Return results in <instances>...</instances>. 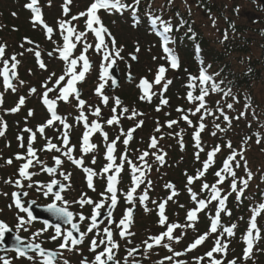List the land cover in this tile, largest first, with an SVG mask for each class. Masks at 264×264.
I'll return each mask as SVG.
<instances>
[{
  "label": "snow or ice",
  "instance_id": "6c2138e0",
  "mask_svg": "<svg viewBox=\"0 0 264 264\" xmlns=\"http://www.w3.org/2000/svg\"><path fill=\"white\" fill-rule=\"evenodd\" d=\"M72 3V0H64L63 5V14L68 16L69 7ZM39 5V0H30L28 4L25 5L33 13V25L39 24L46 31V35L49 40L52 39L54 29L49 26L44 18L43 12ZM141 0H131V2H125V0H93L90 6L86 11L80 12L77 15L71 16L69 20L61 19L58 21L59 34L63 38V45L57 46L54 51L59 52V58L65 62L64 73L58 77L54 82L53 87H49V83L52 82V77L56 76L55 72L50 73L48 80L42 84L44 91L41 94L42 103L46 106L49 113V117L40 125L37 126L34 131L32 128L25 127L22 131L29 133L28 143L25 145L24 136L20 135L17 137L20 142V147L25 148L24 154H17L16 160L24 161L18 169V178L15 181L9 179L6 183H14L15 186L19 189H23L25 184L23 181H29L27 184L28 188H32L35 184L36 190L41 192L43 196L48 197L51 195L53 201L46 206V210L55 218L57 223H49L47 220L44 221V227L37 230L33 236L32 241L27 244L19 236L18 232L21 228H24L27 231L26 225H30L37 217L33 214L32 205L35 204V201H30L28 206H25V203L22 201V196L27 197L28 192H16L14 193V205L19 210L20 213H25L26 216H17V225L15 229V241L16 244L14 249L19 256L27 257L28 260L33 261V264H36L35 257L29 255V252L35 253L41 259L38 264H58V257L62 256V253L59 251H52L42 247L41 243L34 242L38 237H40L44 232H47L49 228L54 229V234L50 237L51 240H60L59 248L67 249L69 251L75 250L76 246L82 244L85 236L88 233H93V238L90 241V251L95 253L94 260L88 262L87 260L82 261V264H120L116 259V251L119 250V242L114 239V232L111 227L112 224H116V227L119 229V236L122 239H126L128 236L134 235L130 232V226L133 224V215L134 207H129L125 210L122 218L117 222L113 219V213L117 208L119 203L118 197V185L121 182V173L124 171L125 163L129 166L131 170V180L132 185L129 190L124 193V198L126 202L130 205H134L136 202V196L134 195L137 192V189L140 188L141 184L145 185V189L151 188V180H149L148 173L151 172V165L148 163L147 157L150 155L148 151H144L139 157L138 160L142 162L137 164L129 158L127 153V145L133 139V133L137 128L143 126L144 121L138 120L136 125L125 131L122 127L120 128V135L116 136L111 141L109 140V134L105 131V125L111 127L113 125H120L121 119H136L138 116L144 115L143 113L138 112L135 108L129 109L126 105H123V102L119 97L114 98L113 107L111 109L112 115L104 119L101 115L102 109L99 105H90L88 102L81 98V90L77 88L78 83H82L86 74L92 70V63L87 55L90 49H93L96 54L101 56V71L99 75V81L97 87L95 88V95L100 97L101 103L104 106H107L110 100L109 95L105 94V87L108 84L109 80L112 85L117 84V80L113 75V68L117 65L118 60H124L125 58L121 55L122 48H117L116 39L112 36L109 29L103 24L101 17L98 13L103 10L109 14L113 11L120 12L121 14L124 11H129L133 16H137L140 10ZM50 6V0H49ZM149 5V9H150ZM238 11V10H237ZM149 17V22L155 34L161 38L162 49L165 53V59L168 62V65H160L157 68L154 80L149 82L145 77L142 78L138 84V87L142 91L140 100L151 102L154 95L159 94L160 96V105L167 106L169 100L163 96V93L167 92L168 86L172 83L171 79H166V73L169 68L172 70L180 69V59L178 54L169 47V44L174 43L171 34L173 33V25L171 20H165L161 15H155L150 10L146 13ZM81 17H87L85 20L86 31H77L76 27L72 25V21L78 20ZM139 23V20H137ZM183 21L180 22L176 30H179V27L183 26ZM95 25V27H94ZM93 33L97 43L93 45L89 43L86 39L88 32ZM191 31V29H189ZM109 38V41L106 42L105 37ZM194 38V37H193ZM225 39H227V34H225ZM28 44H33L31 40H27ZM78 44H82L81 52L73 56L75 49ZM109 44L111 47H109ZM23 47V45H21ZM39 47L38 45L36 46ZM139 46H137L136 51L139 52ZM29 52H34V55L38 61L39 67L41 69L47 70L45 62L41 59V53L38 50L33 48L28 49ZM22 55V54H21ZM51 57L53 53H48ZM5 56V46H0V62H2L3 67L0 68V76L3 78V86L5 90L11 89L13 92L16 90V86L13 84V78L17 77L16 68L19 64L16 56L13 55L10 59H4ZM132 60H136L135 55L131 56ZM155 59V57H153ZM82 62V63H81ZM201 68L198 76L189 74L188 84L186 87L189 91L186 94V99L189 103L194 104V109H184L178 108L177 111L182 113L180 120H183L188 124L189 127L193 128L192 139L194 141L195 148L197 151L194 153L195 159L200 161V154L205 152V145L202 141L201 134L208 128V125L204 122L209 116L214 117V120H219L220 117H223V121L226 122V127H221L219 123H213V128L215 130L211 131L212 136H217L218 132H227L232 127V120H239L241 117H244L246 113L241 111L239 115L235 117H229L225 113L223 107H220V102H216V110L213 111L208 107V102L206 97L213 93H223V97H231L232 103H227L226 107L229 110L233 109L234 103H239V99L232 92L231 88L222 89L221 84L223 81L217 82L212 74H209L208 69L211 65L204 67V62L201 61ZM79 66V70H78ZM131 67L130 65L128 66ZM216 75H219L218 73ZM129 79H132L131 72H129ZM20 84H23V81H19ZM154 85H160L159 92H153ZM199 88V93L194 94L196 89ZM37 91L36 88H31L30 92L35 94ZM56 92L54 98H49V93ZM70 98L76 101L73 105L78 109L79 114L74 118L76 124L83 125L85 131L81 137L80 151L82 155L77 158L73 155L77 151V146L71 142V129L73 124L68 122V117L66 115L58 114L57 108L60 101H63L65 104L71 103ZM25 97L21 96L18 100L16 107L8 110L11 112H18L20 108L25 104ZM247 97L245 100L247 101ZM3 104V93H0V106ZM87 107V113L85 111ZM245 107L250 108L251 104L246 103ZM119 110V111H118ZM160 110V107H157V111ZM217 112L219 115H217ZM199 114L197 123H193L190 116H196ZM33 111L29 110L28 116H32ZM89 115L95 117V120L90 121ZM255 116V113H253ZM103 120V123L101 122ZM180 120H169L166 122L168 128H172L173 125H178ZM57 122L62 126V130L58 129L60 132L59 139L61 143L58 145L52 142L51 138L44 136L45 130L47 128L53 127ZM251 127V125H249ZM7 129V123L3 121V118L0 117V136L5 134ZM156 132H161V126L157 122ZM99 133L104 143L106 144V160L107 163L103 166L102 170L98 173L91 167L84 166V156L89 152L94 151L97 148V145L91 141V138L94 134ZM37 134L41 137H44L45 144L37 149L33 145L37 140ZM171 135V134H170ZM258 139L257 143H260L259 133H256ZM123 136L124 139L121 141L120 137ZM176 136L179 138L178 143L183 149L184 140H183V130L176 133ZM163 139V136L159 138L152 136L150 138L149 148L157 149V152L152 153L155 157V160L158 161L161 165L165 162V157L167 155L163 149L158 148L159 140ZM250 137H247L244 143H247V140ZM123 143L125 145L124 152L117 157V144ZM227 149H230L231 152L227 158L222 162V167L217 170L214 175L217 177L214 183H208L204 178L208 173L209 168L215 164V158L218 153L221 152V145L217 144L211 148L210 151L206 153V159L201 162L202 167L196 170L195 175H189L185 173L187 177V191L190 194L191 200L195 203V207L188 210L186 213V223L180 224L178 222H169V218L166 215V207L168 202L173 200L174 197L178 195L176 191V186L172 183L165 185L166 188L170 189V194L163 201L157 202L153 201L158 210L159 216V225L161 227L166 226V230L156 236H150L147 240L143 241L147 249H152L154 246H160L165 239L167 241L179 242L181 236H174V232L177 229H187L192 228L195 230L196 223L199 221V213L204 212L205 209L209 207L212 202L217 203V207L213 210L214 215H210V225L209 230L203 234L198 235L194 241L188 246L187 251H192L197 248V246L202 245L211 234H216L214 246L208 252H206V257L209 260V264H223L221 259H216L214 253H220L227 255V250L229 247V242L224 239V234L227 237H232L235 235V229L237 224L233 223L230 226H223L221 224V214L231 216L232 212L227 208V201L229 195L232 193L236 194V199L240 200L244 197L245 191L249 187V182L252 179L251 171L246 172L245 176H238L236 169L244 167L247 169V159L244 156V150L233 149L231 141H228L223 145ZM56 152L60 153L59 156H53L54 166H47L44 161L40 159L37 155L38 152ZM237 157L240 159L238 160ZM71 161L77 167H80L86 174L87 186L92 191H96L94 184V177L97 175H106L107 184L104 192L100 193V200H93L91 197H88L87 194H82L81 197L76 201H68L65 199V196L62 194L66 192L70 187L71 173H65L59 171L61 166L64 164V159ZM119 159V163L117 162ZM243 161V164L241 163ZM8 164L12 163V160L7 161ZM92 164L96 163L95 157L92 158ZM36 166L40 167V170L46 172L49 176H55L57 173L63 177L64 181H69L65 184L57 179L53 178L50 182L46 184H41L39 181H34L33 177L37 175L36 171H29L30 168H35ZM230 178L229 188L230 191L225 193L220 185H223L226 180ZM202 181L200 184V192H207L209 195L206 198H199V193L194 191L191 187L197 181ZM239 185V187H238ZM59 187L58 191H54L55 188ZM6 195V194H5ZM148 191H143V194L139 197V201L144 203L149 200ZM72 203L79 204L81 208L85 206H91L92 212L91 215L86 216L83 212L73 213L69 210ZM12 207V205H9ZM184 207V205H181ZM102 209H106L104 213L101 212ZM145 210L149 211L147 205L145 204ZM264 213V202L259 203V205L252 209V215L249 220V227L246 230L245 243L246 248L244 249L243 259L247 260L250 258L253 250L255 241L261 238L260 233L261 229L257 224V217L261 216ZM208 213H206L207 215ZM108 220V224L103 227L101 230L100 225L103 223V219ZM85 220H88L89 223L86 225V231L81 230V224ZM62 225H70V230L62 229ZM222 229V232L220 231ZM14 230L9 226L8 223L0 220V246L6 245V234L13 233ZM77 233V235H74ZM151 241V243L149 242ZM130 242V241H129ZM163 247L167 248L169 252L173 253V256L179 257L183 255L181 252H176L171 247L170 243H163ZM97 251L98 249H101ZM5 250H8L5 247ZM138 248L128 249V257H134L135 253L138 251ZM173 256L166 257L167 260H172ZM203 257L198 258L202 260ZM3 264H10V261L5 259ZM64 264H68L65 260ZM125 264H127V257H125ZM163 264V262H161ZM177 264H186L184 261H177ZM228 264H237L236 259H232Z\"/></svg>",
  "mask_w": 264,
  "mask_h": 264
},
{
  "label": "rangeland",
  "instance_id": "374dc122",
  "mask_svg": "<svg viewBox=\"0 0 264 264\" xmlns=\"http://www.w3.org/2000/svg\"><path fill=\"white\" fill-rule=\"evenodd\" d=\"M73 4H72V9L73 11L78 12H83L86 11V9L90 6V4L93 2V0H72ZM174 4H177L179 6H181L180 8H182L183 10L186 9V7L191 6L192 11H193V15L195 18V21L197 23H199L200 25H202L201 27V32L204 34V36L210 41L211 45L214 48H218L219 50H222V43L220 41V31L221 29H225V20H223V18H220V16L218 17L217 15H215L214 18H208L207 16H204V12L199 9L196 8L194 1L195 0H187V3L184 4L182 0H173ZM213 3H215L219 9H222L224 11V15L227 17H232L233 19H238V23L242 26H245L247 28L253 27L252 26V20L253 19H260L261 21L264 22V11H258V6L261 4H264V0H212ZM23 2V1H21ZM166 2V0H158V3L156 4L157 6H160L162 8H164V3ZM4 5L2 6L3 9H0V19H5L6 23L11 24V28L12 27H16V28H20L21 27V31L22 28H25V34L27 35L26 37H30L32 39V41L34 42L33 45L31 46H26L23 42V38L22 40L19 42L17 40V37H15L13 34H11V32H9L8 29L6 30H2L3 24L0 20V43H6L7 47L10 48L11 51L14 52H18L19 56L21 57V59L23 60V57L25 59V65L26 68L23 66V69L26 72H29L31 67L33 66L34 62V52H29L28 49L29 48H33L35 50H38L41 53V59L45 62L46 66H47V70L45 71H41V73L38 74V77H44L46 75V73L50 74V72H55L56 76L58 74H61L63 72V69H60V66L58 64V60H57V55L54 54L53 50H50L49 46H44V43H41V33L38 30V28L32 33L27 31V27L29 26L28 23H32V21L30 19H27L26 15L24 14V11L21 9L22 3H17V2H12L11 0H4ZM44 3L46 4V9L47 11H51V20L54 21V15L58 14V12H60L61 10V6L63 1L62 0H50V6H49V0H44ZM187 5V6H186ZM1 6V5H0ZM20 9L23 11H20ZM54 9V12H53ZM13 10L16 11V14H13ZM238 10V11H237ZM116 13H120V12H115L113 11L111 14L104 12L101 13L99 16L101 17V20L103 23L109 25L106 26L108 27V29L110 31H112L116 38L118 43H121V46H118L120 48H122V56L125 58L124 60H120V65H119V72L121 74L122 78H127V66H131L133 68V72L131 74H134L133 77V83L135 85V87L138 85L136 84V81L138 82V80L140 78H153V75L155 73V70L157 68V66L160 65V63L157 60L162 59L161 53L159 51V40L157 39L158 35L156 36V34L154 32H150V31H145L144 30H140L136 24V20L130 21V20H126L127 17H119L120 19H116L115 14ZM3 15V17H1ZM49 15V17H50ZM61 17V15H60ZM57 19H60L57 16ZM87 19V17H86ZM7 26V25H6ZM9 27V26H8ZM95 27V25H94ZM138 27V28H137ZM59 30V28H58ZM91 32H88L87 35H90ZM93 34V33H92ZM41 36V37H39ZM58 37H56L57 39ZM37 39V44H38V48L36 47V40ZM62 40V38H61ZM43 41V40H42ZM19 42V43H17ZM45 42V41H44ZM60 42V40H59ZM21 45H23V47H21ZM126 46V47H125ZM137 46H139V52L136 51ZM110 47V46H109ZM125 48H128V50H126ZM251 49V53H249L248 56L239 54L236 56H233V58L231 57L229 59L230 64L234 65V68L238 71L243 69V66H246L245 61H247L248 59H252L255 61L260 60L261 62H264L261 60V55H262V47L259 46V43L257 42L255 44V46L251 45L250 47ZM53 53V55L50 57L48 55V53ZM22 54V55H21ZM132 55H137L138 58V62L133 63L131 56ZM153 57H155V59H153ZM93 59H96L97 63H95V67H93L94 71H97L95 74H93L92 76H90L89 79L86 80L85 84H84V88H83V94L89 95L91 93H93V90L96 88V85L98 83H100L99 79H98V75L99 74V70H101V67L99 64V55L98 54H94ZM161 61V60H160ZM125 66H126V70H125ZM124 67V69H123ZM33 68V67H32ZM99 68V70H98ZM262 68V67H261ZM93 71V72H94ZM47 78L49 77L46 76ZM53 79V78H52ZM29 80V81H28ZM42 82V80L39 81V84ZM50 84V83H49ZM130 85V84H129ZM27 86V88L30 86L31 87V80L30 78L27 79V83L26 85H24V87L22 89H16L17 92H19L20 90H24V88ZM133 88V92L132 95L134 97V99H137V93L135 92V89L137 88ZM129 89H125V91H128ZM254 90V95L256 94V99L261 102L262 106L264 107V78L263 80L256 84L255 87L253 88ZM109 93H113V91L109 92ZM172 96V95H171ZM89 99H93V100H87L88 104H90L93 101H96V98H89ZM176 103L175 98L172 99L171 104ZM138 105V104H137ZM134 106V105H133ZM135 109H139V106H135ZM74 110V109H73ZM76 111V110H75ZM79 112H73V114L78 115ZM26 116V115H25ZM155 117H159L157 114L150 112L148 114V116L146 117V121H147V126H149V130H150V126L151 127H155V123L157 124V122H155ZM42 119H40V116L38 115L37 119H35V122H42ZM24 122V121H23ZM259 129V128H258ZM73 130L76 131V128L73 127ZM152 134H155V130H150ZM246 131V130H245ZM243 130V134L245 132ZM141 133V132H140ZM75 136V134H73ZM147 135L143 134L142 138L146 137ZM242 137V136H241ZM138 138V137H137ZM44 139H41L40 142H44ZM140 144V142L138 143ZM251 147H254V149L247 151V159L248 162L252 163L253 169H254V173L257 176H260L262 179L264 178V152L262 150H259V148L256 146V144L252 145ZM152 171V169H151ZM157 174H161L162 176H164L165 181L168 182V180L166 179L167 176L166 174H169L168 171L166 170H160V171H156V172H150L149 176H155L157 177ZM171 174V173H170ZM169 174V176H170ZM161 179H159L160 181ZM76 182H73V184L71 185V189L68 192V201H76L81 197V193L85 190V186L83 184H75ZM261 182H258L257 185H260ZM147 190V189H145ZM148 193L150 192L149 190H147ZM100 193H97L96 195ZM143 194V192L141 193V195ZM140 195V196H141ZM94 196V195H93ZM93 196L91 197L90 195L88 197L93 198ZM101 197H99L100 199ZM97 200V199H96ZM72 205H75L78 209H81L82 211L88 210V208L90 206H85L84 208H81L79 204L76 203H72ZM137 206V205H136ZM170 213L172 210H175L177 207L175 205H170ZM138 211L136 212V229L134 230L135 232H139L140 230H142V228H140L139 225L143 224V229L145 232H147L146 235L148 234H154V232L159 231L158 227L156 226V224L153 222V216H154V212L150 211H146L145 207H140L137 206ZM89 212V211H88ZM5 213H9L8 211H5ZM87 213V212H86ZM152 213V214H150ZM182 213H180L181 215ZM179 215V214H178ZM183 215V214H182ZM178 219H173L172 221H177ZM237 224V222H235ZM187 230V229H186ZM139 234V233H138ZM141 236L139 237V239H134L135 242H133L134 246H137L139 243H141L140 241H144L145 238H147V236ZM144 239V240H143ZM131 244V242L129 243ZM128 244V245H129ZM143 250V249H142ZM127 250L125 251H119L117 253V257L120 256V260L122 262H124L123 264H125V257H127V264H136V262L140 263V264H158L157 260L158 257L162 256V255H158L157 252H152L151 254H147L145 251H143L142 253H140L138 256H134V257H128L126 256ZM240 254H235L234 256L232 255L233 258H240ZM230 257V256H229ZM232 257H230L229 260L232 259ZM67 258V257H65ZM69 263V257L68 260H66ZM73 261H77L79 262V258L75 259L73 258ZM121 262V263H122ZM60 264H64V261H61ZM75 264V263H73ZM238 264H251L250 262L247 263H238Z\"/></svg>",
  "mask_w": 264,
  "mask_h": 264
},
{
  "label": "trees",
  "instance_id": "16d2710c",
  "mask_svg": "<svg viewBox=\"0 0 264 264\" xmlns=\"http://www.w3.org/2000/svg\"><path fill=\"white\" fill-rule=\"evenodd\" d=\"M130 3L131 0H128ZM142 3V2H141ZM149 10L145 7H141V13L144 17V19H147L146 13ZM152 13L155 15H160L158 11L151 10ZM164 18V17H163ZM165 19V18H164ZM168 20V19H165ZM145 25V23H142ZM146 26V25H145ZM238 35H241L240 38H236L232 40L228 44L227 47H225L222 51L218 48H214L207 43L206 39H201V44L203 46V60L205 63V66L211 65L209 68L211 70V74L214 76L215 80L217 82L223 81V83L220 85L222 89L231 88L232 92L237 96L239 99V103H234L233 109L229 110L227 109L225 113L229 115V117H235L239 115L241 111H244L246 115L244 117H241L239 120H232V127L227 132H219V135L212 136L204 134L201 135L205 138V141L202 137V141L205 145V152L200 154V161H197L195 159L194 153L197 151L194 145V141L192 139V133L193 129L187 128V124H179L173 125L172 128H168L166 125L163 126V135L165 137V141L168 144V146H173L172 150H170V154L168 159H166L165 163L163 164V168L169 172V174H166L168 182H173L174 180L176 183H178L177 190L180 191L181 195L178 197L177 205L181 206L184 203H189L191 201L190 194L185 188L187 183V177L185 173L189 175H195L196 170L200 169L202 167L201 162L206 159V153L210 151V145L214 143V146L217 144L221 145V152L217 154L215 158V164L209 168L208 173L205 176V180L208 183H214L217 179V177L214 175V173L219 170L222 167V162L227 158V156L230 154L231 150L227 149L223 145L226 144L228 141L232 142L233 149L241 150L249 148L248 145L253 143L258 139L256 133V129L254 127L261 126V131L264 129V108L262 107V104L255 98L254 92H253V85L261 82L264 77V62H261L260 60L255 61L251 58L245 61L246 66L242 71H235L232 69L231 64L229 63V53H238V54H245L248 55L251 53V45L253 44V40L251 38L243 37V35H246L247 29L243 27H237ZM20 35V34H17ZM201 37V36H200ZM190 38V37H188ZM206 41V42H205ZM199 42V41H198ZM225 46V44H223ZM192 46H188L186 49L190 52V58H193L192 55ZM262 67V68H261ZM191 70H193L191 68ZM219 75H216V74ZM181 81H187L186 79H180ZM214 94V93H213ZM220 97L218 101H220V107H223L225 110V103H228L226 98L223 97V93H217ZM126 96V95H125ZM128 98V96H126ZM125 97V98H126ZM245 97H247V101L245 100ZM229 102L232 103V99H229ZM223 106H222V104ZM246 103H250L251 107L247 108L245 107ZM213 111L216 110L215 103L210 107ZM255 113V116L253 115ZM173 114H176L173 112ZM217 115L219 113L217 112ZM174 118L171 117H165L164 123L169 120H180L179 115H176ZM173 117V118H172ZM199 118V116H198ZM181 121V120H180ZM198 119L195 123H197ZM205 122V121H204ZM208 122L210 123V126L212 130H215L213 128V123H219L221 124V127H226V122L223 121V117H220L219 120H214V117L209 116ZM251 123V127H249L247 130L246 136H243L242 139L239 136V133H241L243 128H246L248 123ZM183 130V140H184V146L183 149L181 148V145L178 143V137L176 136V133ZM171 134V135H170ZM241 135V134H240ZM262 135V132H261ZM264 136V135H263ZM247 137H250V139L247 140V143L245 144L244 141ZM212 138V141L210 140ZM263 140V139H262ZM171 141L174 142V144L171 143ZM261 144H264V141H261ZM172 144V145H171ZM239 160L240 158L237 157ZM243 164V161H241ZM160 164V163H159ZM161 165V164H160ZM238 176H245L246 178V172L251 171L252 173V179L249 182V187L245 191V195L240 200L236 199V194L232 193L228 197L227 201V208L231 210L232 215L227 216L225 214L223 215V218L225 219V225L223 226H229L232 223L235 222V220H238L240 216L246 217L245 220H243V225L238 226V232L239 234L244 233L248 227V217L249 215H252V209L257 207L259 203L264 202V178L262 179L260 176H256L254 173L253 165L251 163H248L247 161V169L244 167H241L239 169H236ZM258 182H261L260 185L255 186L258 184ZM202 181H197L193 188L196 189V192L200 194L199 198H206L209 193L207 192H200V184ZM230 178L225 181L223 185H220V187L223 189L225 193L230 191L229 188ZM239 187V185H238ZM170 189H165V194H170ZM173 203V201H171ZM177 206V209L179 207ZM217 207L216 202H212L209 207L207 208V211L205 212V215L201 219V223L205 224L207 223L208 215L206 213H214L211 210L215 209ZM171 213H174L171 211ZM248 216V217H247ZM261 226H262V234H261V242L260 247L257 249L254 258L257 262L264 263V213L261 218ZM238 240V238H237ZM259 261H258V260Z\"/></svg>",
  "mask_w": 264,
  "mask_h": 264
},
{
  "label": "flooded vegetation",
  "instance_id": "af4514ba",
  "mask_svg": "<svg viewBox=\"0 0 264 264\" xmlns=\"http://www.w3.org/2000/svg\"><path fill=\"white\" fill-rule=\"evenodd\" d=\"M61 13L62 11L60 10V12H58L57 15ZM42 40L43 39L41 38V43H44V41ZM35 41L37 44V39ZM44 46H49V44L44 43ZM57 60H58L60 69H63L62 61L58 59V56H57ZM33 62H34L32 66L33 68L31 67L30 71L26 72L23 69V66L25 65V59H24L23 64L21 65V67H19V73H17V79L15 80L16 89H22L24 85H26L28 78H30L31 80V87L29 86L27 88L26 86L24 90H20L19 92H17L16 90L14 92L11 91L10 96L4 97V101H5V104L7 105V109H5V115H3V121L7 123V129L5 130V134L3 136H0V220H3L4 222L8 223L9 226L13 228L14 232L16 229V225L18 223L17 216L18 215L26 216L25 213H20L17 208L14 211L13 209L14 207L13 196L14 195L13 194L16 193L18 189L15 188L14 183H6V181H8L9 179H11L12 181H15L18 178V169L21 165V160H16L15 157L18 153L24 154L26 150L25 148L20 147V143L17 140V134L21 128L29 127L31 123L35 121V119H37L38 115L39 116L44 115V111L47 109L46 106L42 103L41 94L44 91L42 84L48 80L46 76L50 74L46 73L44 77H38V74L41 73V71H45V70L39 67L38 61L35 56H34ZM24 67L26 68V66ZM60 75L61 74H58L57 76L52 77L53 79H52V82H50L49 87H53L56 77ZM88 77L90 78V76ZM40 80H42V82L39 84ZM86 80L87 79L85 78L82 86H77L78 89L82 90L81 98L86 101L93 100L89 98H93V97L96 98V101L91 102L90 105H99L102 109L101 115L104 119H107L112 115L111 109L113 107V102H114L115 97H118L120 94L121 95L126 94L129 96H132V93H131L133 92L132 84L129 85L126 82H124L121 84V87L119 89L113 91V93L111 94L107 91V89L109 90V86H110V82H108V84L105 87L107 89H105L104 91H105V94L109 95L110 100H109L108 105L104 106L101 103L100 97H97L95 95V90H93V93L89 95L85 96L83 94V88H84V84ZM19 81H23L24 83L20 84ZM33 87L37 89L35 94L30 92V89ZM125 89H129V90L125 91ZM52 93H49V98H51ZM21 96L25 97L26 99H25V104L20 108V111L14 112V113L11 111H8L17 106L18 100ZM52 98H54V96ZM125 105L129 107V109H132L133 100L126 99ZM29 110L33 111L32 116H28ZM85 111L87 113V107ZM95 119H96L95 117L89 115L90 121L95 120ZM101 122L103 123V120ZM81 137L82 135L79 136L78 140L71 141L73 144L77 146V151L73 153V155L76 156L77 158L81 156V151H80ZM60 143L61 141L56 142V144L58 145ZM59 155L60 153H56V152L51 153V159H49V163H47V166H54L53 156H59ZM9 159L12 160L11 164L7 163ZM63 159H64V164L61 166L59 171H63L65 173H71L70 184L72 185L73 182H76L75 183L76 185L83 184L85 186L86 191H83L81 195L85 193L87 194V186H86V179H85L84 171L80 167H77L76 165H74L71 161L67 160V158H63ZM91 161H92V158L88 154L87 156H84V165L87 162V164L90 165V167L95 169V166H94L95 164H92ZM53 178L65 184L69 183V181H64L63 177L60 176L58 173L53 177V176H49L46 172L43 175V180L41 181L38 178L37 181H39L41 184H46L50 182L51 179ZM36 187L37 186L34 185L32 188H28L27 184H25V187L23 188V191L28 192V196L27 197L22 196V201L25 203V206H28V203L30 201H35V204H33V214L37 217V219L33 221L30 225L25 226L27 228V231H25L24 228H21L19 230V231L24 232L23 234H21L20 232L19 233H20L21 238L25 241L26 244L32 241V236L37 230L44 227L45 220L53 224V218H49L47 216V213H37V210L39 208H46V206L53 201V197L51 195H49L48 197L43 196L41 192H38L36 190ZM70 189L71 187L66 192L62 193L65 196V199L67 200L69 197L68 192L70 191ZM58 190H59V187L57 186V188H55L54 191H58ZM88 195H91V194L88 192ZM9 205H12V207H9ZM69 209H72L75 213H80V211L77 209L75 205L70 206ZM5 211H8L9 213H5ZM86 212L84 211L83 214L86 216L91 215L90 208H88ZM88 223L89 221L85 220L83 224H81L82 231H86V225H88ZM62 229L70 230V226L62 225ZM13 233L7 234L6 245L0 246V264H3V261L5 259L9 260L10 264H33V261L28 260L26 256L21 257L15 250H13L16 244V241L9 239ZM53 234H54V229L49 228L47 232H44L34 242L41 243L42 247H44L45 249L52 250V251H59L60 253H62V256L58 257V264H60L61 261L68 260V257H69L68 264H73V263L82 264V261H85L87 256H89L88 262H91L94 260V255L90 254L89 252V249H90L89 238L84 239L83 243L76 246L75 250L69 251L67 249L59 248V244L61 242L60 240H55V241L51 240L50 237ZM5 247H7L8 250H5ZM133 248H134L133 242L130 244V246L127 245V249H133ZM28 254L33 255L35 257L36 264H38L41 258L32 252H29ZM160 254L162 255V260L164 261L165 252L161 250ZM73 258L75 259L79 258L80 261L75 262L73 261ZM136 263L139 264L138 262Z\"/></svg>",
  "mask_w": 264,
  "mask_h": 264
}]
</instances>
